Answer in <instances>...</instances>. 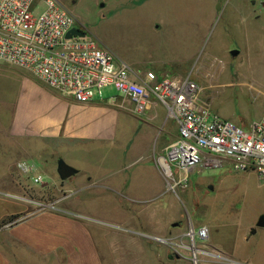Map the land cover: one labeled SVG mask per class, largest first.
Segmentation results:
<instances>
[{"label":"crops","instance_id":"obj_1","mask_svg":"<svg viewBox=\"0 0 264 264\" xmlns=\"http://www.w3.org/2000/svg\"><path fill=\"white\" fill-rule=\"evenodd\" d=\"M239 7V70L245 59L251 61V52L256 54L257 91L264 94V0H240ZM167 64L159 62L150 70L160 77L191 75L198 80V75L176 72L173 66L170 70ZM205 95L202 104L211 110ZM124 101L103 90L92 102L78 103L24 71L0 65V195L11 199L0 197V203L10 204L0 217V264H178L183 259L164 244L160 251L152 246L158 239L177 241L184 235L177 231L182 215L167 213L165 203H159L162 181L151 164L154 155L178 139V125L154 98L143 116L123 109ZM29 159L41 163L35 174L50 182L61 162L70 166L76 172L70 178L75 187L45 206L24 202ZM139 181L150 189L159 182V190L139 196ZM93 188L105 207L100 213L79 205L83 197L78 193ZM208 230L207 242L226 251L212 242Z\"/></svg>","mask_w":264,"mask_h":264},{"label":"rangeland","instance_id":"obj_2","mask_svg":"<svg viewBox=\"0 0 264 264\" xmlns=\"http://www.w3.org/2000/svg\"><path fill=\"white\" fill-rule=\"evenodd\" d=\"M57 1L77 19L78 26L94 38L99 48L110 51L133 68L146 71L165 62L170 70L173 66L176 72L198 75L197 82L206 91L204 100L219 117L229 118L244 128V124H253L264 115V94L257 91L260 85L256 81V54L251 52V61L245 59L240 70L239 55H231L232 51H240V0ZM176 61L180 64H174ZM104 94L124 99L114 87L105 88ZM25 163L35 169L23 176L27 182L24 202L34 201L45 206L67 196L68 188L75 187L72 179L62 181L57 173L53 182L44 175L46 184L37 185L33 178L41 163L34 159ZM151 164L162 181L164 193L159 203H165L167 213L182 215V225L177 231L184 235L179 240L188 243L190 240L185 234L189 226L194 224L198 228L206 224L212 242L226 249L216 250L209 242L198 240L200 250L213 251L221 257L213 258L212 253L205 252L199 255L198 264H264V228H259L246 240L251 228L264 216V180L253 173L234 172L228 165L215 169L197 167L190 175L188 189L177 196L167 192L154 160ZM140 184L139 196V193L153 194L160 185L157 182L150 189L139 181ZM209 185L213 186V191L208 189ZM94 193V188L78 193L83 197L79 205L100 213L105 207ZM7 208L10 204L0 203V217ZM132 235L143 236L141 233ZM162 244L152 242L158 251L163 249ZM182 256L178 264H188V257Z\"/></svg>","mask_w":264,"mask_h":264},{"label":"built area","instance_id":"obj_3","mask_svg":"<svg viewBox=\"0 0 264 264\" xmlns=\"http://www.w3.org/2000/svg\"><path fill=\"white\" fill-rule=\"evenodd\" d=\"M78 29L85 35H67ZM0 65L24 71L32 78L78 103L92 102L107 87H114L126 102L120 106L143 116L151 99L165 106L168 119L178 125V139L153 160L165 179L167 192L177 196L188 189L197 168L230 166L234 172L253 173L264 180V116L249 128L226 120L202 104L205 89L191 75L160 77L153 70H138L99 48L77 19L57 0H0ZM27 174L33 173L27 167ZM37 185L44 178L34 175ZM185 238L158 239L193 264L204 253L197 241H207V227L191 225ZM213 258H221L212 254Z\"/></svg>","mask_w":264,"mask_h":264},{"label":"water","instance_id":"obj_4","mask_svg":"<svg viewBox=\"0 0 264 264\" xmlns=\"http://www.w3.org/2000/svg\"><path fill=\"white\" fill-rule=\"evenodd\" d=\"M85 34L78 30V29H72L67 37L71 38L72 36H80L83 37ZM231 55L233 57H237L239 55V51H232ZM76 174L75 170L71 168L70 166L66 165L65 163L61 162L58 166V175L61 178L62 181H66L70 178H72ZM213 186H209V190L213 191ZM258 228H264V216H262L259 221L257 222L256 227L251 229L250 235H255L257 233Z\"/></svg>","mask_w":264,"mask_h":264},{"label":"trees","instance_id":"obj_5","mask_svg":"<svg viewBox=\"0 0 264 264\" xmlns=\"http://www.w3.org/2000/svg\"><path fill=\"white\" fill-rule=\"evenodd\" d=\"M145 1H146V0H141V3H142V2H145ZM13 219H14V217L5 220V221L3 222V225L10 223Z\"/></svg>","mask_w":264,"mask_h":264},{"label":"flooded vegetation","instance_id":"obj_6","mask_svg":"<svg viewBox=\"0 0 264 264\" xmlns=\"http://www.w3.org/2000/svg\"><path fill=\"white\" fill-rule=\"evenodd\" d=\"M260 218H261V217H260ZM260 218H259V219H260Z\"/></svg>","mask_w":264,"mask_h":264}]
</instances>
